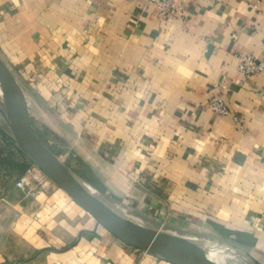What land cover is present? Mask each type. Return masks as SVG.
Segmentation results:
<instances>
[{"label":"crops","instance_id":"0c3cea01","mask_svg":"<svg viewBox=\"0 0 264 264\" xmlns=\"http://www.w3.org/2000/svg\"><path fill=\"white\" fill-rule=\"evenodd\" d=\"M239 56L264 61V0H186L179 18L150 0H0V58L55 161L128 223L264 264V73L241 76ZM14 192L0 264H163L56 185Z\"/></svg>","mask_w":264,"mask_h":264},{"label":"water","instance_id":"95a60500","mask_svg":"<svg viewBox=\"0 0 264 264\" xmlns=\"http://www.w3.org/2000/svg\"><path fill=\"white\" fill-rule=\"evenodd\" d=\"M0 93L5 114L19 151L34 163L56 186L86 210L112 236L123 244L143 252L155 253L171 264H217L176 252L160 233L150 232L128 223L92 197L83 186L39 143L30 122L23 93L5 64L0 59ZM183 241V240H182ZM254 264H257L253 261Z\"/></svg>","mask_w":264,"mask_h":264},{"label":"rangeland","instance_id":"374dc122","mask_svg":"<svg viewBox=\"0 0 264 264\" xmlns=\"http://www.w3.org/2000/svg\"><path fill=\"white\" fill-rule=\"evenodd\" d=\"M0 59L5 64V66L11 73V75L15 78L16 73H17L16 70L10 64L4 62L2 58ZM24 84L27 85V82H24ZM21 89L23 90V87ZM3 112L5 113V110H4L2 97L0 96V232H6V231L8 232V229L10 227V224L12 223V220L9 219V217L5 215L7 214L5 212L6 209L4 208V202L7 196L6 194L9 192H14L15 190H18L14 188V184L16 180L19 179L23 175V173L26 171L27 168H29L27 162H29V164L31 165H34V163L30 160L24 161L25 159H22V157L19 155L18 152L20 151L15 145V143L13 142V136H12V133L9 127L7 116L3 114ZM21 167H24V168H21ZM47 179L49 180L50 184L55 185L48 177ZM14 199L16 198L14 197ZM197 240L201 242H208V240L201 239V238ZM183 241L190 242L192 240H189V241L183 240ZM216 243L227 246L231 254L236 253L237 261L241 260L244 262L246 261V263L249 262L248 264H254L253 258L248 257L245 254V252H243L239 248H235L231 245H227L224 242H216ZM145 254L155 258L156 260H158V262H161L163 264H171L155 253L146 252Z\"/></svg>","mask_w":264,"mask_h":264},{"label":"built area","instance_id":"2783aa9c","mask_svg":"<svg viewBox=\"0 0 264 264\" xmlns=\"http://www.w3.org/2000/svg\"><path fill=\"white\" fill-rule=\"evenodd\" d=\"M185 2L186 0H150V3L156 8L158 16L168 18L182 17ZM237 71L244 78L264 73V61H258L252 56H239ZM209 109L216 116L231 115L230 110L218 100H212L209 103ZM234 121L237 123L236 118ZM49 185L50 182L42 171L37 166L30 165L15 183V188L21 191L38 192L46 190Z\"/></svg>","mask_w":264,"mask_h":264},{"label":"bare ground","instance_id":"6f19581e","mask_svg":"<svg viewBox=\"0 0 264 264\" xmlns=\"http://www.w3.org/2000/svg\"><path fill=\"white\" fill-rule=\"evenodd\" d=\"M90 195L96 198V196H94L93 194L90 193ZM109 210L111 212H114L111 209ZM169 245L178 253L191 256L197 259L208 260L217 264H248L249 263V262L246 263V261L244 262L241 260L237 261L236 253L231 254L227 246L220 245L216 242H209V241L201 242L194 239L190 242H185L179 239H174L169 241Z\"/></svg>","mask_w":264,"mask_h":264},{"label":"trees","instance_id":"16d2710c","mask_svg":"<svg viewBox=\"0 0 264 264\" xmlns=\"http://www.w3.org/2000/svg\"><path fill=\"white\" fill-rule=\"evenodd\" d=\"M19 153V155L21 156V157H25L21 152H18ZM21 168H24V167H21Z\"/></svg>","mask_w":264,"mask_h":264}]
</instances>
